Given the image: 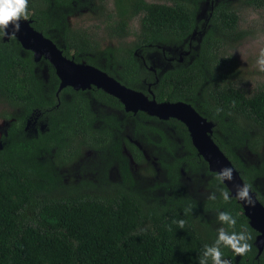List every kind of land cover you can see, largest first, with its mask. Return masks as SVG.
Returning a JSON list of instances; mask_svg holds the SVG:
<instances>
[{"label": "trees", "instance_id": "16d2710c", "mask_svg": "<svg viewBox=\"0 0 264 264\" xmlns=\"http://www.w3.org/2000/svg\"><path fill=\"white\" fill-rule=\"evenodd\" d=\"M202 1L113 0L105 32L108 38L123 41L120 47L102 48L90 31L70 23L90 5L104 13L106 0H28L21 19L31 21L76 63L95 66L160 103H190L215 124L216 144L264 204V164L246 165L237 153L244 147L259 153L263 146L256 131L264 129V87L252 95L242 91L235 83V61L224 54L249 35L239 26L240 12L264 13V0H219L204 28L197 19ZM136 18L139 32L126 43L132 34L129 23ZM195 31L202 35L192 41ZM175 48L180 56L170 63ZM154 52L171 66L149 69ZM59 86L48 61L37 63L14 37L7 42L0 38V103L19 110L2 115L15 121L0 142V264H199L203 245L216 237L215 224L221 227L220 211L237 218L236 226L223 225L225 230L239 231L243 226L251 236L249 251L236 255L222 248V258L231 264H264V251L258 255L255 245L258 232L217 174L209 171L183 123L127 112L118 99L96 87L86 91L67 87L57 95ZM93 102L108 112L98 114ZM37 112L36 126L27 129ZM121 124L142 131L143 135L134 127L158 154L162 179L155 188L162 189L161 196L136 191L127 162L121 165L123 181L112 191L92 181L65 184L63 168L82 159L85 151L102 150ZM123 140L135 161L144 164L140 147ZM155 170L146 171L152 176ZM103 171L106 179L108 171ZM183 172L206 175L203 185L216 199L189 192ZM225 191L228 201L221 195Z\"/></svg>", "mask_w": 264, "mask_h": 264}, {"label": "rangeland", "instance_id": "374dc122", "mask_svg": "<svg viewBox=\"0 0 264 264\" xmlns=\"http://www.w3.org/2000/svg\"><path fill=\"white\" fill-rule=\"evenodd\" d=\"M147 1L158 3L167 2V0ZM213 1L214 0H204L199 5L197 19L201 24V28L206 26L214 6L219 2V0H215L214 4H212ZM109 9H113V0H106L103 7L104 13H96L94 6L90 5V8H85L70 18V23L75 28H82L90 31L95 39L100 42L102 48L106 46L120 47L123 41L110 39L105 32V22L109 19L106 15ZM239 26L242 30L248 31L249 35L240 44H237L233 48L230 47L226 51L223 50L221 53L225 51V56L235 61V68L238 72L237 78H235L236 85L240 87L242 91L252 95L264 87V72H260L255 65L256 56L260 48H264V13L254 9H245L241 11ZM129 28L132 34L125 39L126 43L133 42L136 39V34L139 32L138 18L129 23ZM191 40H193L192 37ZM175 49L176 52L170 51L173 58L180 56L178 53L179 49ZM136 55L141 56L139 51L136 52ZM151 56L153 58V67L156 66L161 69L162 67L168 68L171 66L169 63L166 65L163 64L164 62L159 53L154 52ZM103 61H105V59ZM43 74L45 78H47V67H44ZM93 108L98 114L108 112L102 105H97L96 102H93ZM14 113H19V110H12L9 106L0 103V142L2 140V135L6 132L10 123L15 121V119H11L10 117L3 118L2 115ZM116 113L117 112L111 111L112 115H116ZM39 116V112L32 116L31 119L28 120L27 128L31 125L34 126ZM134 127L135 126H130L129 124H121L114 132L113 140H110L102 150L85 151L82 159L71 164V166L63 168L61 174L65 184L76 186L79 185L82 180L92 181L97 187L102 186L112 191L115 184L123 181L121 165L127 162L130 172L136 180V185L133 186L134 189L140 193L152 192L155 196H161L163 193L162 189L155 188L162 179V176L158 174L160 171L158 154L154 152V147L152 145L144 144L143 136H140L141 134L138 133H142V131L135 127L138 131L135 132ZM256 132L260 134L264 141V129L258 128ZM123 138L135 142L140 147L145 158L144 164L139 165L135 161L133 154L127 148ZM237 153L242 162L246 165H254L258 168L264 164V142L259 153H254L246 147L240 148ZM154 168H156V175H149L146 170ZM103 170L108 171L106 179L102 176ZM182 174L184 182L188 185L189 192L197 197H206L210 194L209 189L203 185L205 180H207L206 175L201 174L194 176L186 172ZM262 182L264 186V180ZM215 225V230L217 231L220 225L219 223Z\"/></svg>", "mask_w": 264, "mask_h": 264}, {"label": "water", "instance_id": "95a60500", "mask_svg": "<svg viewBox=\"0 0 264 264\" xmlns=\"http://www.w3.org/2000/svg\"><path fill=\"white\" fill-rule=\"evenodd\" d=\"M8 30L12 31L11 26ZM198 34L201 35L195 31L192 38L194 39ZM13 37L25 50L33 53L37 63L44 59L54 67L60 80L58 94L67 87L76 91H86L96 87L118 99L127 112L133 114L144 112L163 121L176 119L186 126L194 148L208 164L211 173L217 174L224 167L233 169L232 180L223 181L232 198L237 185L247 184L233 162L213 139L215 124L201 115L190 103L181 101L160 103L155 97L150 99L144 92L123 85L119 80L95 66L76 63L73 59L66 58L51 39L46 38L31 26V21L21 19L20 28ZM3 39L6 42L11 40L9 37H3ZM189 54L190 52H185V55ZM180 60L182 61L183 58L181 57ZM150 69L156 71L153 66ZM250 196L253 201L251 206L236 200L242 206L250 226L258 232L255 245L260 255L264 251V204L259 200L257 193L251 189Z\"/></svg>", "mask_w": 264, "mask_h": 264}, {"label": "clouds", "instance_id": "9594fccd", "mask_svg": "<svg viewBox=\"0 0 264 264\" xmlns=\"http://www.w3.org/2000/svg\"><path fill=\"white\" fill-rule=\"evenodd\" d=\"M214 1L212 2L213 4ZM27 7L28 0H0V38H12L15 35V32L20 28L21 18L26 16ZM9 26H11L12 31L8 30ZM201 35L198 34L197 36ZM195 38L192 41H195ZM191 45L192 43H190V46ZM169 62H171V60ZM255 65L260 72H264V48H260L258 55L256 56ZM216 178L220 183H223L224 180L231 181L233 178V169L231 167L221 168L217 173ZM221 195L223 196V199L225 201H228L230 199L229 193L226 191L222 192ZM234 198L238 199L246 206H251L253 204V201L252 197L250 196V185H237L234 193ZM209 199H216L215 194H210ZM217 220L220 222L221 227L217 229L214 241L211 244L203 245L199 264H209V261L211 262V264H230L229 259L222 258L224 255L222 252V248H227L236 255H243L251 248V245L248 242L251 239V236L243 226H241V230L239 231L225 230V227L223 225H227L229 228H233L234 226H236L237 218L234 215H232L229 211H220L217 214ZM178 223L181 227H183L184 220L181 219L178 221Z\"/></svg>", "mask_w": 264, "mask_h": 264}, {"label": "flooded vegetation", "instance_id": "af4514ba", "mask_svg": "<svg viewBox=\"0 0 264 264\" xmlns=\"http://www.w3.org/2000/svg\"><path fill=\"white\" fill-rule=\"evenodd\" d=\"M197 38H199V36H196V38H195V39H197ZM193 40H194V39H193ZM170 60H171V61H173V60H174V58L172 57ZM182 61H183V60H182ZM170 63H171V62H170ZM149 69H150V68H149ZM155 72H156V71H155ZM31 126H32V125H31ZM31 126H30V127H31ZM35 126H36V124H35ZM30 127H29V128H30ZM29 128H27V129H29ZM42 128L44 129V128H45V126H43Z\"/></svg>", "mask_w": 264, "mask_h": 264}]
</instances>
